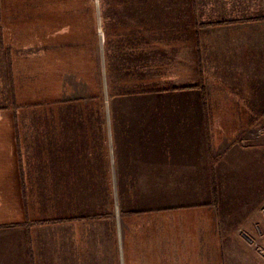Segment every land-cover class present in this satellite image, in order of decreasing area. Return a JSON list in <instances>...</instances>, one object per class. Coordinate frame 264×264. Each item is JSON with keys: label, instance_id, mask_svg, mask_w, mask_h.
Listing matches in <instances>:
<instances>
[{"label": "crops", "instance_id": "0c3cea01", "mask_svg": "<svg viewBox=\"0 0 264 264\" xmlns=\"http://www.w3.org/2000/svg\"><path fill=\"white\" fill-rule=\"evenodd\" d=\"M261 126L264 0H0V264H264Z\"/></svg>", "mask_w": 264, "mask_h": 264}, {"label": "rangeland", "instance_id": "374dc122", "mask_svg": "<svg viewBox=\"0 0 264 264\" xmlns=\"http://www.w3.org/2000/svg\"><path fill=\"white\" fill-rule=\"evenodd\" d=\"M262 127V126H261ZM259 129V127H258ZM257 133L259 135H263L264 134V128L262 127L261 130H258ZM264 205L260 208V211H259V214L261 215V219H262V225L260 226L259 230L261 231V234L259 236L260 237V242H259V239L257 238L256 240L259 242L258 245H262L264 247ZM263 249V252H264V248Z\"/></svg>", "mask_w": 264, "mask_h": 264}, {"label": "built area", "instance_id": "2783aa9c", "mask_svg": "<svg viewBox=\"0 0 264 264\" xmlns=\"http://www.w3.org/2000/svg\"><path fill=\"white\" fill-rule=\"evenodd\" d=\"M264 208V207H263Z\"/></svg>", "mask_w": 264, "mask_h": 264}]
</instances>
